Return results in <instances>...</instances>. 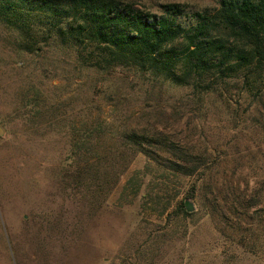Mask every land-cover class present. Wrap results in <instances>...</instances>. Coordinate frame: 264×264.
<instances>
[{
    "label": "rangeland",
    "instance_id": "rangeland-1",
    "mask_svg": "<svg viewBox=\"0 0 264 264\" xmlns=\"http://www.w3.org/2000/svg\"><path fill=\"white\" fill-rule=\"evenodd\" d=\"M126 1L176 2L186 16L218 2ZM16 39L0 23V264H264V86L255 97L235 77L198 95L147 71L83 67L57 43L18 51ZM129 131L173 141L193 171L170 169L158 144L125 149ZM116 156L126 167L111 186ZM75 166L99 178L76 187Z\"/></svg>",
    "mask_w": 264,
    "mask_h": 264
},
{
    "label": "trees",
    "instance_id": "trees-1",
    "mask_svg": "<svg viewBox=\"0 0 264 264\" xmlns=\"http://www.w3.org/2000/svg\"><path fill=\"white\" fill-rule=\"evenodd\" d=\"M0 23L16 34L18 51L33 53L57 43L72 49L83 67L147 71L198 95L220 91L221 83L235 77L255 97L264 86V0H218L214 8L188 16L176 2L151 11L126 0H0ZM123 138L122 147L134 153L149 155L144 145L164 146L174 155L170 169L184 175L193 171L184 152L174 154L173 141L166 144L155 134L136 131L124 132ZM82 139L71 159L86 149ZM117 161L112 157L111 186L126 167L118 170ZM98 178L83 176L79 166L69 177L76 187H90ZM177 210L188 214L182 203Z\"/></svg>",
    "mask_w": 264,
    "mask_h": 264
},
{
    "label": "water",
    "instance_id": "water-1",
    "mask_svg": "<svg viewBox=\"0 0 264 264\" xmlns=\"http://www.w3.org/2000/svg\"><path fill=\"white\" fill-rule=\"evenodd\" d=\"M3 133H4V129L0 126V135H2ZM185 204L187 211L193 209L192 203H190L188 200L185 201Z\"/></svg>",
    "mask_w": 264,
    "mask_h": 264
}]
</instances>
